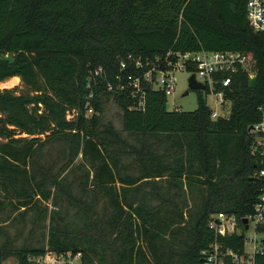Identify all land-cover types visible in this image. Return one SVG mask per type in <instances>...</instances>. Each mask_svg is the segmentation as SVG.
Listing matches in <instances>:
<instances>
[{"label": "trees", "instance_id": "obj_1", "mask_svg": "<svg viewBox=\"0 0 264 264\" xmlns=\"http://www.w3.org/2000/svg\"><path fill=\"white\" fill-rule=\"evenodd\" d=\"M199 50L254 62L256 88L234 74L226 116L211 119L208 90L191 112L168 110L159 90L145 88L142 110L107 90L127 54ZM0 55L15 60L0 61V82L26 88L0 89V264L45 248L14 246L8 222L46 229L50 250L80 252L82 264H203L214 242L242 249L241 235L217 237L208 223L245 217L259 193L249 129L264 94V35L249 27L246 0H0ZM99 67L105 79L87 87ZM108 102L120 130L101 116Z\"/></svg>", "mask_w": 264, "mask_h": 264}, {"label": "built area", "instance_id": "obj_2", "mask_svg": "<svg viewBox=\"0 0 264 264\" xmlns=\"http://www.w3.org/2000/svg\"><path fill=\"white\" fill-rule=\"evenodd\" d=\"M246 19L253 32L264 35V0H246ZM254 66L253 60L246 53L239 51H187L167 52L163 57L155 55L142 60L132 54L120 58L118 73L112 82H107L108 91L116 93L128 92L136 101L135 109L142 110L145 88L162 91L165 97L173 95L175 90V71L187 72L195 80L217 97V105L224 109V90L232 81V76L239 70L246 71L249 77ZM105 79L102 68L93 71L87 80V87L98 84ZM92 93L89 94V99ZM86 116L93 113V107L87 102ZM169 105H167V109ZM210 109V108H209ZM179 112V109L172 110ZM211 119L220 116L218 110H212ZM258 122L250 130L253 137L251 154L254 156L257 169L253 175L259 184V193L253 205L252 212L237 220L232 215L218 213L212 216L208 226L217 237L242 236V249L233 250L214 242L201 252L203 264H254L256 256H264V94L257 108ZM75 112L67 113L70 120ZM246 223H243V220ZM252 229V235L246 233ZM246 244L252 246V251H245ZM81 253L73 251H53L46 245L40 255L28 256L24 263L14 258L13 264H82Z\"/></svg>", "mask_w": 264, "mask_h": 264}, {"label": "rangeland", "instance_id": "obj_3", "mask_svg": "<svg viewBox=\"0 0 264 264\" xmlns=\"http://www.w3.org/2000/svg\"><path fill=\"white\" fill-rule=\"evenodd\" d=\"M251 74H253L250 71ZM173 76L175 78V90L173 95H169L166 97L167 105H169L168 110H176L179 109L181 112H191L194 111L197 107V100H196V91L189 90L188 94L186 96H183L184 92L187 90V84L188 79L190 75L187 72L183 71H175L173 73ZM10 80V79H8ZM8 80H5L3 82H0V89H6L15 91L16 94L25 92L26 88L23 86V84L20 82L18 78V83L14 86H5ZM207 106L212 110H218V114L220 116H226L229 111V104L224 106V109L219 108L217 105V97L210 92L208 96L205 98ZM104 111L103 114H101L103 120L105 122L111 123L116 129H121V111L120 109L112 102H108L104 104L103 107ZM22 137H25V135H21ZM44 137L41 138V140ZM49 146H45V154L44 158L48 156L46 153ZM50 156L55 160L56 159V152L53 151V149L49 152ZM57 169V168H56ZM12 216H15V214H12ZM4 225V224H3ZM34 230L33 227L28 223L23 227L22 223H7L4 225V230L7 231V235L10 238L11 242H13V245L16 247H22V246H39V245H47L46 237L42 238V235H46V229H36L33 231V233L30 232V230ZM253 231L250 229L246 234L252 235ZM6 237V236H5ZM4 240V236L0 237V243ZM245 251L247 253H250L252 251V246L250 244H246ZM14 258L9 257L7 260L4 261L3 264H13Z\"/></svg>", "mask_w": 264, "mask_h": 264}, {"label": "water", "instance_id": "obj_4", "mask_svg": "<svg viewBox=\"0 0 264 264\" xmlns=\"http://www.w3.org/2000/svg\"><path fill=\"white\" fill-rule=\"evenodd\" d=\"M0 61L1 62H7L10 65L14 63V58L12 55H0ZM256 84H257V78L256 76H252L249 78V87L251 89H255L256 88ZM189 90H194V91H204V86L197 82L194 78V76H190L188 79V84H187V90L184 92L183 96H186L188 94ZM167 108V105H166ZM252 127H250L249 130H251ZM243 223H246V220H243Z\"/></svg>", "mask_w": 264, "mask_h": 264}, {"label": "bare ground", "instance_id": "obj_5", "mask_svg": "<svg viewBox=\"0 0 264 264\" xmlns=\"http://www.w3.org/2000/svg\"><path fill=\"white\" fill-rule=\"evenodd\" d=\"M18 81L19 80H18L17 77H13L10 80H8V82L6 83L5 86H9V87L14 86V85H16L18 83Z\"/></svg>", "mask_w": 264, "mask_h": 264}]
</instances>
